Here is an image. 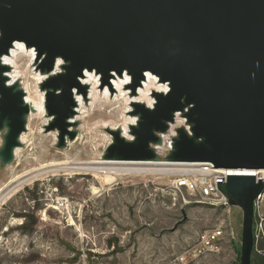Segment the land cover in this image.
<instances>
[{
	"label": "water",
	"instance_id": "95a60500",
	"mask_svg": "<svg viewBox=\"0 0 264 264\" xmlns=\"http://www.w3.org/2000/svg\"><path fill=\"white\" fill-rule=\"evenodd\" d=\"M16 42L37 52L34 68L47 75L44 129L56 148L78 137V102L87 101L85 72L131 77L135 96L147 72L168 86L152 92L153 108L132 103L128 140L106 129L112 142L103 161L209 164L225 170H264V0H0V166L24 147L31 112L20 82L3 62ZM177 130L165 157L163 136ZM219 189L243 211L241 264H252L257 176H231Z\"/></svg>",
	"mask_w": 264,
	"mask_h": 264
},
{
	"label": "rangeland",
	"instance_id": "374dc122",
	"mask_svg": "<svg viewBox=\"0 0 264 264\" xmlns=\"http://www.w3.org/2000/svg\"><path fill=\"white\" fill-rule=\"evenodd\" d=\"M18 66L37 96L30 51L19 52ZM104 88L88 87L89 113L76 120L78 142L57 149V132L46 133L47 117L35 116L18 158L0 166V264H241L243 211L177 192L174 180L186 167H144L141 174L117 176L129 168L100 163L112 142L106 129L123 130L125 119L136 118L128 111L137 97L132 90L104 96ZM175 122L160 146L162 157L186 126ZM262 218L264 209L255 215V264L258 255L264 264ZM220 227L226 239L219 252L187 256L202 233Z\"/></svg>",
	"mask_w": 264,
	"mask_h": 264
},
{
	"label": "bare ground",
	"instance_id": "6f19581e",
	"mask_svg": "<svg viewBox=\"0 0 264 264\" xmlns=\"http://www.w3.org/2000/svg\"><path fill=\"white\" fill-rule=\"evenodd\" d=\"M20 51H25V52H29L30 51L31 60H32V63H33V66H34V61H35L36 56H37L36 50L33 49V48L32 49H27L25 44L21 43V42H16L15 43L14 47L11 49L10 54L9 55H5L3 57V62H4V64H6V65H8V66H10L12 68V71L7 73L9 78H10V83L12 84V83H15V82H20L22 88L26 92V102L30 105V108H31V112H30V115L28 117V124H30L29 122H31L32 119L35 116H39V117H42V116L45 117L46 116V111H45V107H44L45 94L40 91L39 85L41 83H43V81L47 78V75L41 74L40 72H37L35 70V68H33V70L35 71L33 78H36V81H37V87H36L37 96L33 97L31 92H30L29 86H28V81H26L24 79V75H23L22 71L20 70V68L18 66V59H19V52ZM99 76L100 75H96L94 72L86 71L84 77L81 79V82H82L83 85H87L89 87L91 85H93V87H95L96 84H97V88L105 87L104 88L105 89L104 96H105V94H109L110 90H111V92H115V93H117L119 90L121 92H123L122 89H121L122 87H126L127 90L130 93L132 82H131V77L127 73H125L123 77H120V76H118L117 74L114 73L113 76L111 77V79L109 80V82L106 85H101V82H100L101 79H100ZM96 77H98L99 79L96 78ZM153 91L167 92L168 91V86L165 85V84L160 83L158 81L157 77H155L151 73L147 72L146 75H145V79L142 82V85L139 88H137V92H136L137 93L136 94L137 97H135V99L133 101H130V104H132L134 102H136V103L137 102L138 103H144L148 107L153 108V104L155 102L154 98H152V96H151V93ZM90 95H91V98L94 97V99H96V94H94L92 91H91ZM75 96H76V100L78 102V107H77L78 114H77V116L75 117V119L72 122H74L76 120H79V119H82L83 117H86V114L89 113L87 108L85 107V103H84L85 101H84L83 96L81 94L76 93V92H75ZM128 111L131 112L130 108H129ZM180 116H181V114L177 113V115H176L177 123H180V124L185 123L186 119L182 118V120H180V118H181ZM50 120L51 119H48V118L46 119L47 124H48V122ZM125 121L126 122H125V125H124V129L122 128L123 129L122 130L123 135L128 140H133L132 136L128 132V128L129 127H128L127 123H129L130 125L131 124L135 125L136 122L138 121V118L136 117L134 119H125ZM106 127H107V125L105 126V128ZM28 128H29V125H28ZM110 129L117 130L119 128L116 125H114V126L110 127ZM170 131H172V130H170ZM26 135H27L26 133L22 135L21 140H22L23 143L26 142V138H27ZM167 137H168V135L167 136L164 135L163 136V140L166 141ZM80 139H81V136H78L77 140L75 142H78ZM75 142H69L68 147L72 146ZM171 146H172V140L169 142L168 148H171ZM157 149H158V152L160 153V150L162 149V147H158ZM161 151H163V150H161ZM19 152H20V149H17L16 158H18ZM100 163L105 165V166L106 165H113V166H119V167L120 166H125V167L129 168V169H124L123 171L116 172L115 174L117 176H120V175L125 174V173L126 174H130V172L131 173L141 174L143 172L140 169L144 168V167H152L153 168V167H174V166H178V167H181V168L182 167L192 168V167H200V166H207V165L210 166L209 164L150 163V162H134V161H102ZM229 172H230L229 175H233V176H252V175H255L257 173L258 175L261 174L264 177V170L258 171V172L250 171V170H229ZM108 177H110V175H108Z\"/></svg>",
	"mask_w": 264,
	"mask_h": 264
},
{
	"label": "built area",
	"instance_id": "2783aa9c",
	"mask_svg": "<svg viewBox=\"0 0 264 264\" xmlns=\"http://www.w3.org/2000/svg\"><path fill=\"white\" fill-rule=\"evenodd\" d=\"M229 173V170L216 169L212 165L187 168L184 173L174 180V189L177 192L186 191L191 196L199 198L204 205L228 206L219 186L226 183L228 178L233 176ZM254 176L264 180L261 174L256 173ZM263 209L264 194L255 202V215L257 213L261 217ZM225 239L226 231L221 227L205 231L199 236L197 243L187 252V256L196 260L219 252Z\"/></svg>",
	"mask_w": 264,
	"mask_h": 264
},
{
	"label": "trees",
	"instance_id": "16d2710c",
	"mask_svg": "<svg viewBox=\"0 0 264 264\" xmlns=\"http://www.w3.org/2000/svg\"><path fill=\"white\" fill-rule=\"evenodd\" d=\"M255 229V228H254ZM255 248L253 250V256H252V264H255ZM258 264H263V261L261 260V257L258 255Z\"/></svg>",
	"mask_w": 264,
	"mask_h": 264
}]
</instances>
